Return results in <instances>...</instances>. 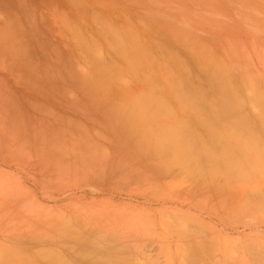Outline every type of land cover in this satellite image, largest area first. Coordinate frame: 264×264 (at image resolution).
<instances>
[{
    "label": "rangeland",
    "instance_id": "obj_1",
    "mask_svg": "<svg viewBox=\"0 0 264 264\" xmlns=\"http://www.w3.org/2000/svg\"><path fill=\"white\" fill-rule=\"evenodd\" d=\"M183 74L230 81L264 142V0H0V264H264V169L207 179L153 146L212 134Z\"/></svg>",
    "mask_w": 264,
    "mask_h": 264
},
{
    "label": "bare ground",
    "instance_id": "obj_2",
    "mask_svg": "<svg viewBox=\"0 0 264 264\" xmlns=\"http://www.w3.org/2000/svg\"><path fill=\"white\" fill-rule=\"evenodd\" d=\"M115 33V36H121V34H119L120 32L117 33L116 31ZM134 44L136 45V43ZM136 60H138L137 63H139V57L135 59V62ZM141 63H139L140 67L143 65V63L142 65ZM135 66L137 65L132 62V67L135 68ZM206 67L209 68V66ZM101 72L107 73L108 71L102 67ZM112 78V80H114V77ZM187 81L188 78L185 74H183L181 79L177 78L174 83H172L174 93L183 101L189 103L191 108H194V120L196 123L205 122L212 127L213 131L211 136L206 138L198 132L196 128L194 129L190 121L186 120L164 123L162 126H159L154 134L156 141L153 146L165 157L166 164H181L189 175H197L207 179H212L213 177L223 174L249 176L258 169H264V145L259 144L264 142H256L257 140L255 136H253L255 127L249 122L246 115L243 114V102L246 101L245 95H239L232 83L224 78L213 83L212 86H215L213 90H208L206 88L195 89L192 87L191 83H187ZM147 97L152 99L154 103L158 102L156 99L161 98L152 93H149ZM247 97L253 98L254 95L252 93L247 94ZM258 100L264 105V97H258ZM217 101L221 103L216 105L215 102ZM161 102L166 105V102ZM141 107L142 106L135 110H131L128 113L131 115L141 114ZM259 110L261 109L259 108ZM128 119L132 120V123L137 129L145 127V119L144 122L141 118L136 119L134 117H128ZM143 134L148 133L145 132ZM235 141H238V143H234ZM250 152L252 154L254 153L253 156L247 155V153ZM262 172L264 173L263 170ZM74 233L76 232L73 231V234ZM79 236L81 235L79 234ZM97 255L99 256L100 254Z\"/></svg>",
    "mask_w": 264,
    "mask_h": 264
}]
</instances>
